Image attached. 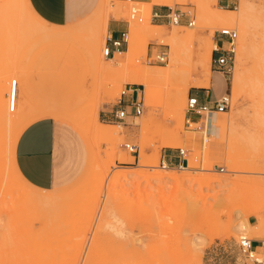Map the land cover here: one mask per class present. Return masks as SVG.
<instances>
[{"label": "rangeland", "instance_id": "374dc122", "mask_svg": "<svg viewBox=\"0 0 264 264\" xmlns=\"http://www.w3.org/2000/svg\"><path fill=\"white\" fill-rule=\"evenodd\" d=\"M22 1L0 0V264H252L238 243L242 236L264 238V54L250 50L252 36L261 34L253 20L264 14V0L217 1L206 8L195 0L150 7L97 0L70 22L66 40L58 34L61 25L46 23ZM154 4L181 12L182 24L157 25ZM243 6L250 11L246 32L240 23L210 18L222 9L235 15ZM110 14L130 23L128 50L114 59L104 54ZM221 24L238 31L239 43L232 72L214 79L231 103L214 112L219 125L208 131L186 123L187 99L203 87L192 85L202 70L211 78L215 72L214 35ZM151 28L196 37L161 42ZM209 41L211 56L202 59L201 45ZM162 51L165 60L157 57ZM153 68L167 74L148 89L138 79ZM20 74L30 89L22 87L10 110V82ZM129 85L138 88L144 112L124 122L105 120ZM56 99L70 104L49 108L71 111L61 116L65 123L53 120L81 171L50 191L21 177L15 147L21 132L44 118L36 112ZM97 120L100 134L94 132ZM178 148L186 149L188 165L163 168L161 159ZM258 256L264 259V248Z\"/></svg>", "mask_w": 264, "mask_h": 264}, {"label": "crops", "instance_id": "0c3cea01", "mask_svg": "<svg viewBox=\"0 0 264 264\" xmlns=\"http://www.w3.org/2000/svg\"><path fill=\"white\" fill-rule=\"evenodd\" d=\"M48 24L61 25L63 30L59 31V36L66 40L69 33L73 32L70 22L77 20L92 11L96 5L97 0H24L26 3ZM139 2H148L149 0H134ZM219 5H224L229 0H217ZM216 1V3H217ZM170 6L154 4L152 6L153 20L158 21L157 25L166 23L167 14L170 12ZM107 27L108 45L113 51V56L108 57L114 59L118 53L125 52L128 45V34L130 30V23L117 18L114 14H110L108 21L105 23ZM219 40L218 32L214 35V42ZM113 41H119L120 46L114 47ZM125 50V51H124ZM152 53V52H151ZM221 75L215 71L210 76L208 84H197L192 82L194 86H203L195 92L202 102L213 101L223 93V85L219 89L214 87V79ZM221 79H223L221 77ZM224 80V79H223ZM27 86L26 80L20 74V80L17 81V97L22 90V87ZM205 86H211L207 88ZM29 92V86H27ZM17 101V100H16ZM70 104L59 99L45 104L46 110L36 112L40 118L30 123L20 134L16 141L15 147V161L20 171L21 177L28 183L37 188L49 189L54 191L58 186L71 182L81 171L79 162L74 160L72 153L63 146L59 139L56 130V124L53 120H58V123H65L66 119L61 118L63 115H72L71 111L67 110H53L49 107L69 106ZM32 107L30 102L27 103L26 109ZM213 114L211 115V118ZM212 129V127H211ZM173 163H177L178 159L173 154H165Z\"/></svg>", "mask_w": 264, "mask_h": 264}, {"label": "built area", "instance_id": "2783aa9c", "mask_svg": "<svg viewBox=\"0 0 264 264\" xmlns=\"http://www.w3.org/2000/svg\"><path fill=\"white\" fill-rule=\"evenodd\" d=\"M167 18L174 24H182V13L177 12L174 9H170L167 14ZM189 25H194L195 20L190 19ZM219 40L214 47L212 56V66L215 71L222 72L224 74L231 73L234 67L236 54L238 50V31L234 28L224 27L218 31ZM119 41H113V46L116 48L120 46ZM106 57L113 56V51L106 45L104 50ZM157 57L161 60L167 58V52H160ZM231 103V96L229 94H222L213 101L202 102L196 94L188 95L187 109L188 116L186 117V123L188 126L191 124H198V129L207 128V120L213 114V112L225 111ZM14 102L12 109H14ZM144 112V103L139 98L138 88L132 85L126 86L121 91L119 99L111 106L110 109L104 112L105 120L109 122H124L128 116H138ZM202 125V126H201ZM125 147L130 152L137 151V145L126 143ZM175 158L178 159L176 163L180 167L188 165V159L186 157V149L178 148L176 150ZM163 168H168L174 164L166 155L161 159ZM239 249L247 257L252 264H264V259L258 256V249L264 248V238H250L248 236H242L239 240ZM251 264V263H250Z\"/></svg>", "mask_w": 264, "mask_h": 264}, {"label": "bare ground", "instance_id": "6f19581e", "mask_svg": "<svg viewBox=\"0 0 264 264\" xmlns=\"http://www.w3.org/2000/svg\"><path fill=\"white\" fill-rule=\"evenodd\" d=\"M178 1V0H151L149 2H147V4L149 5L148 7H150V5L152 3H162V4H172L174 5V3ZM196 3L198 2L200 5H206L207 7L210 6V4H214L217 0H195ZM131 3V2H130ZM129 3V4H130ZM209 5V6H208ZM205 6V8H206ZM202 7V6H200ZM141 9V8H140ZM202 9V8H201ZM263 9V8H262ZM234 10V9H233ZM213 12V11H212ZM235 15H231V16H225L223 14V9L220 10V11H217L216 13L213 12L211 13V17L212 20L215 19V22H216V19L219 20L218 22H222L224 24L227 25H235L237 23H240L243 27V31L246 32V29H247V26L249 25L248 24V19H249V16H250V11L247 7H241L240 10L238 11H234ZM215 13V14H214ZM226 13H229V12H226ZM264 13V12H263ZM137 15V14H136ZM140 15V14H139ZM137 15V16H139ZM215 15V16H213ZM258 13L255 15V18L253 20V24L254 26L256 27V24L258 23L260 25V32H261V36L258 35V37L260 36L261 38L260 39H257L258 37H255V34L254 36H252V46L250 48L251 52H258V53H261V54H264V14L262 16H257ZM143 16V15H142ZM141 16V17H142ZM118 18V16H115ZM134 17V16H133ZM140 17V16H139ZM139 17H137V19H139ZM214 17V19H213ZM143 19V18H142ZM145 19V17H144ZM147 20L146 21H149L148 18H146ZM141 20V18H140ZM139 20V21H140ZM211 20V19H210ZM134 21H136L134 19ZM145 21V20H143ZM137 22V21H136ZM139 23V22H138ZM149 23V22H148ZM214 23V22H213ZM218 25V24H217ZM259 25L257 26L259 28ZM153 25H151L152 27ZM190 27L193 26V25H189ZM221 26H225L223 24H221ZM225 26V27H226ZM153 28H151L150 30L148 29V33L153 37H157L159 39V41L161 40V42H168V43H174V42H177L181 39H193L196 37V35L194 34V32L192 31L191 33H188V31L186 30L183 34H180L178 33L176 30L172 31L170 34L168 35H163V34H157L154 32V30H152ZM259 31V30H258ZM256 30V33L258 32ZM187 33V34H186ZM195 35V36H194ZM128 40V38H127ZM214 45V44H213ZM202 46V47H201ZM201 50L200 51V54L202 52V55H201V58L202 59H206V58H209V56H211V53H212V41H209V42H205L201 45ZM215 47V45H214ZM121 53V52H120ZM203 56V57H202ZM205 57V58H204ZM206 69L202 70L204 75H203V78H199L197 79L196 83L197 84H208L209 83V79H210V73L207 72H204ZM206 73V74H205ZM167 73L161 69H156V68H153V69H150V70H144L141 75L139 76V79H138V82L144 84L148 89L150 88V82L151 80H154V79H157L159 77H162L164 75H166ZM17 79L16 78H13L10 82V89H9V103H8V107L10 110H13L12 109V104L14 102V105H16V100H17ZM15 109V107H14ZM3 111V107L1 106V103H0V113ZM214 114V112H213ZM25 120V119H24ZM21 121V120H19ZM226 123V122H225ZM102 123H100V121H96L95 123V126H94V132L97 133V134H100L101 133V125ZM213 125H219L218 121L214 120V119H211V116L208 118L207 120V128L206 130L210 131L211 130V127ZM185 167V166H184ZM164 174H160V177H163ZM260 186V185H259ZM111 208H109L110 210ZM108 210V211H109ZM111 211V210H110ZM109 211V212H110ZM109 212H106V213H109ZM111 214V213H110ZM113 214V212H112ZM108 215V214H107ZM113 216H116V215H113ZM118 217V216H117ZM102 219V218H101ZM100 222V221H99ZM103 223V222H102ZM105 224H108L109 223L105 222ZM102 225V224H100ZM261 234V233H260ZM262 235V234H261ZM97 240V239H96Z\"/></svg>", "mask_w": 264, "mask_h": 264}]
</instances>
